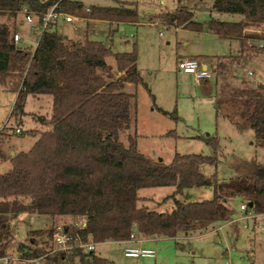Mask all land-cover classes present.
<instances>
[{
    "label": "trees",
    "instance_id": "1",
    "mask_svg": "<svg viewBox=\"0 0 264 264\" xmlns=\"http://www.w3.org/2000/svg\"><path fill=\"white\" fill-rule=\"evenodd\" d=\"M52 5L55 11L77 18L129 24L140 20L136 2L117 0L104 6L85 5L79 0H0V15L4 17L0 22V87L15 93L9 112L15 124L11 130L36 137L29 149L5 155L3 148L12 132L5 126L0 129V160L10 163L9 169L0 173V256L10 250L11 220L21 213L45 215L52 222L56 217L85 216L80 236L84 240L90 233L97 243L123 242L131 232L141 238L172 239L203 232L232 219L234 211L226 206L232 198L247 206L251 203L249 209L254 214H264V165L241 162L236 165L239 175L228 181H219L215 172L209 177L201 173V165H217L216 135L198 136L211 147V155L174 153L169 163L153 162L143 154L135 131L122 141L119 134L130 129L131 110H136V92L125 91V85L141 83L147 88L137 67L136 43L128 52H113L86 34L77 41L69 40L53 29L55 21L43 25L41 17ZM24 7L33 12V26L39 30L33 48L14 41L17 15ZM212 9L238 14L241 19L196 21L185 6L158 16L169 26L239 41L236 54L213 56L212 72L224 79L217 82L220 92L213 96L215 117H238L237 125L251 128L256 143L264 147V80L259 84L237 74L248 54H261L264 60V49L255 44L264 38V0H213ZM258 26L263 32L256 31ZM107 56L114 58L118 72L112 80L98 71ZM29 94L51 100L49 119L37 116L49 125L44 131H22L18 125L27 113L24 107ZM161 111L177 119L175 108ZM161 186L173 187L162 200H172L170 211L137 205L140 188ZM192 187H208L211 198H177ZM55 226L52 223L45 229L28 231V242H20L18 251L24 257L47 252ZM71 229L74 233L75 228ZM175 244L181 246L177 241ZM44 264L109 261L96 250L82 253L75 249L48 255Z\"/></svg>",
    "mask_w": 264,
    "mask_h": 264
},
{
    "label": "rangeland",
    "instance_id": "2",
    "mask_svg": "<svg viewBox=\"0 0 264 264\" xmlns=\"http://www.w3.org/2000/svg\"><path fill=\"white\" fill-rule=\"evenodd\" d=\"M85 5H112L115 0H79ZM136 2L140 20L137 24H109L105 20L81 19L74 17L71 22L58 17L53 29L67 39L77 41L86 34L88 38L101 41L113 52H128L132 43H136L137 67L143 84L125 85V91L136 92V110H131L132 123L130 129L120 132L122 141L128 134L137 133V146L153 162L169 163L174 153H200L211 155L212 149L200 135H216L218 137L217 165L200 166L201 173L209 177L214 172L219 181H228L239 175L236 165L241 162L264 165V147L256 143L253 130L237 125L238 117H227L221 114L215 117L213 94L224 79L217 78L212 72L215 55L236 54L239 41L226 40L213 34L199 33L188 29H175L160 20L159 14L174 10L177 6H185L193 12V19L205 21L214 18L222 21H238V14L219 13L212 9L213 0H126ZM115 2V3H114ZM153 18L152 21L148 19ZM4 17L0 15V22ZM24 14L19 13L16 19L18 45L33 48L39 30L33 33ZM261 33V27H257ZM210 57L206 61L211 77L208 81L196 83L192 74L177 69V60L185 56ZM196 57V58H197ZM204 60V59H203ZM206 60V59H205ZM98 71L105 79L112 80L118 74L114 58L107 56ZM249 72L251 74H249ZM237 74L262 83L264 80V60L261 54H248L237 67ZM218 82V83H217ZM232 83L231 81H229ZM15 93L0 87V129L12 132L14 120L9 117ZM175 108L177 119L164 111ZM25 111L19 127L22 131L36 129L44 131L49 128L38 115L46 120L51 114V100L45 95L29 94L25 102ZM161 109V110H159ZM36 137L29 134L13 133L3 150H27ZM9 161L0 160V173L8 170ZM173 192L171 186L143 187L137 192L140 199L138 206L149 210L170 211L172 200L162 202L164 197ZM212 191L208 187H192L178 195L179 200L202 201L209 199ZM241 200L232 198L226 206L234 211L230 221L217 223L206 231L190 236L179 235L176 239L156 238L135 246L153 248L154 257H125L123 249L128 242L105 241L98 243L96 253L106 258L109 264H264V214L240 220ZM253 213V212H252ZM74 219L56 217L54 222L45 215L21 213L11 220L13 243L9 252H15V245L28 242V231L45 229L52 223L69 224ZM246 224V226H244ZM137 238H141L136 236ZM175 241L181 246L176 245ZM130 245H133L130 243Z\"/></svg>",
    "mask_w": 264,
    "mask_h": 264
},
{
    "label": "built area",
    "instance_id": "3",
    "mask_svg": "<svg viewBox=\"0 0 264 264\" xmlns=\"http://www.w3.org/2000/svg\"><path fill=\"white\" fill-rule=\"evenodd\" d=\"M21 13L24 14V18L26 21H33V12L28 11L24 7L22 8ZM58 17H62L67 22H70L73 19V16L69 14L55 11V5H52L48 7L46 12L41 17V20L43 22V25L45 26L50 21H56ZM14 41L16 43L19 42L18 34L14 35ZM255 44L258 48L264 49V38L255 40ZM177 69L183 71L184 73L192 74L196 83H200L201 81L211 77V73L206 68H202L199 64V61L193 57L179 59L177 61ZM249 74L251 73L249 72ZM239 209L242 211L241 217L239 218L240 220H245L247 218L256 216V214L252 213L245 203H240ZM85 224V216L76 217L73 222L67 225L64 223L57 224L52 233L50 247L47 249V252L37 256L24 257L17 249L19 244L18 243L15 245L14 253L8 252L7 254L0 256V264H44L46 257L56 252L67 254L75 249H79L82 253L95 251L98 243L92 239L90 233L86 235L84 240L80 236L79 231L84 228ZM244 226H246V224H244ZM71 228H75L74 233L72 232ZM135 240L136 234L134 232H131L129 235V239L123 242L129 243ZM123 254L125 257L130 258L154 257L156 251L153 248L127 245L123 249Z\"/></svg>",
    "mask_w": 264,
    "mask_h": 264
},
{
    "label": "crops",
    "instance_id": "4",
    "mask_svg": "<svg viewBox=\"0 0 264 264\" xmlns=\"http://www.w3.org/2000/svg\"><path fill=\"white\" fill-rule=\"evenodd\" d=\"M117 0H115V2H116ZM120 1H126V0H120ZM114 2V3H115ZM126 2H128V1H126ZM130 3V2H129ZM113 5V4H112ZM150 17V16H149ZM74 18V17H73ZM160 18V17H159ZM81 19H84V18H81ZM73 20V19H72ZM71 20V21H72ZM149 21H152L153 20V18H149L148 19ZM160 20H161V18H160ZM70 21V22H71ZM162 21V20H161ZM108 22V21H107ZM109 24H113V22H108ZM137 23H139V21L137 22ZM136 23V24H137ZM164 23V22H163ZM114 24H116V25H118V24H120V23H114ZM123 24H129V23H123ZM170 26H174V25H170ZM175 29H179V28H182V27H177V26H175L174 27ZM30 29H31V31L33 32V33H35V31H36V28L33 26V25H30ZM183 29H185V28H183ZM191 31V30H190ZM199 33H206V34H211V33H209V32H199ZM214 35V34H213ZM215 36H217V35H215ZM217 37H219V36H217ZM219 38H221V37H219ZM223 39V38H222ZM227 40V39H226ZM237 41V40H236ZM239 46H240V43H239ZM200 56H203V55H200ZM188 57H193V58H196L195 56H185V57H182V58H180V59H183V58H188ZM211 57V56H210ZM210 57H205V56H203V57H197L196 59L199 61V64H200V66L202 67V68H206L208 71H209V69H208V63L206 62L207 60H208V58H209V61H211L212 59L211 58H213V56L210 58ZM204 59V60H203ZM206 59V60H205ZM186 74H188V73H186ZM209 79V78H208ZM208 79H206V80H203V81H208ZM202 82V81H201ZM213 96H214V94H213ZM14 153V151H9V154H13ZM154 239H156L155 237H147V238H137L135 241H131V242H129V243H127L128 245H130V243H132L133 245H135L136 244V242H138V243H144V242H149L150 240H154ZM158 239V238H157ZM150 248V247H149Z\"/></svg>",
    "mask_w": 264,
    "mask_h": 264
},
{
    "label": "water",
    "instance_id": "5",
    "mask_svg": "<svg viewBox=\"0 0 264 264\" xmlns=\"http://www.w3.org/2000/svg\"><path fill=\"white\" fill-rule=\"evenodd\" d=\"M251 206H252V204H251V203H249V204H248V207H251Z\"/></svg>",
    "mask_w": 264,
    "mask_h": 264
}]
</instances>
